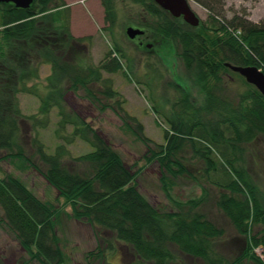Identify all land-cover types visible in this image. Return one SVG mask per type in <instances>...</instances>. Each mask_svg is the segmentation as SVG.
<instances>
[{
    "label": "trees",
    "instance_id": "obj_1",
    "mask_svg": "<svg viewBox=\"0 0 264 264\" xmlns=\"http://www.w3.org/2000/svg\"><path fill=\"white\" fill-rule=\"evenodd\" d=\"M198 1L212 15L209 24L200 22L196 28L179 22L152 0H137L136 3L143 5L146 14L163 17L165 29L162 32L177 42L185 68L196 72L197 80L207 91L203 112H208L213 109L215 96L208 92V84L221 82L220 72L236 74L226 64L256 67L264 74V21L253 23L239 16L228 21L223 16L221 0ZM51 3V0H38L28 9L0 11V150L10 151L4 157L23 159L57 191L58 197L70 207L72 219L113 233L114 240L124 244V251L137 258L139 264H183L180 255L200 259L204 264H217L211 247L221 231L195 211L200 200L179 203L176 212L157 210L135 187L138 171L126 168L117 153L92 128L66 111L65 93L76 92L82 87L97 103H101L100 96L114 101L110 107L127 128L131 130V122L137 124L133 118L120 113V101L111 80L103 77L104 73L115 74L122 70L117 58L119 50L114 48L106 52L97 66L86 62V52L80 49L88 46L91 37H74L66 5L62 2L49 7ZM101 4L105 20L112 25V1L101 0ZM45 64L51 66L52 73L47 79L49 95L42 99L41 112L47 115L52 107L57 108L60 116L57 135L68 139V143L79 138L92 148L74 161L88 165L86 173L64 165L61 146L54 154H46L39 142L33 140L40 166L25 157L20 147L18 133L25 118L16 96L30 93L26 82L38 80L40 67ZM242 80L249 87L242 95L248 104H239L235 110L227 107L226 113L219 112V119L205 120L202 116L191 122L182 120L180 115L167 118L170 128L165 131L164 144L153 148L151 141L142 135L139 124L133 132L147 147L149 158L174 177L188 174L176 158L186 141L197 148L195 152L204 161L206 172L220 168L225 179L222 187L236 197L222 195L218 206L241 236L246 238L248 234L242 255L228 264H263L252 250L257 247L264 250V198L246 180L245 173L235 166V152L237 145L253 140L255 135L264 137V97ZM64 83H67L65 88ZM67 125L73 128L70 137L59 134ZM213 152L220 157L219 164H215ZM162 187L168 195L165 183ZM185 205L188 208L184 209ZM0 209V227L12 233L30 259L40 264H63V254L54 232L57 209L40 202L13 177L0 179ZM248 223L250 227L251 224L259 226V230L249 235ZM171 245L175 252L169 250ZM100 254L99 249L87 256ZM0 264H4L1 257Z\"/></svg>",
    "mask_w": 264,
    "mask_h": 264
},
{
    "label": "rangeland",
    "instance_id": "obj_2",
    "mask_svg": "<svg viewBox=\"0 0 264 264\" xmlns=\"http://www.w3.org/2000/svg\"><path fill=\"white\" fill-rule=\"evenodd\" d=\"M51 1L49 7L62 2L66 5L69 26L74 37H91L88 46L80 49L86 52V62L97 66L106 52L114 48L119 50L117 58L122 70L115 74L104 73L103 77L111 80L112 89L120 101V113L133 118L142 127V135L151 141V148L164 144L165 131L170 128L167 118L180 115L182 120L192 122L204 116L205 120L214 121L221 118L219 112H225L227 107L235 110L239 104H248L247 100L242 99V95L249 91L242 77L239 74L220 72L221 82L216 85L214 82L208 84V92L215 95L213 109L203 112L207 104V91H204L201 81L197 80L196 72L185 68L180 46L162 32L165 29L162 26L163 17L146 14L143 5L136 3L137 0H110L114 9L112 25L105 20L101 0ZM187 1L200 22L209 24L212 14L198 0ZM221 3L223 16L228 21L234 16L246 18L253 23L264 21V0H221ZM179 22L184 23L181 18ZM129 27L142 29L145 34L137 40H130L126 36V29ZM51 73L49 64L42 65L39 79L25 84L30 88V93H19L16 96L20 112L25 118L21 121L18 133L20 147L25 157L40 166L35 153L37 146L33 145V140L39 142L46 154H54L57 147L61 146L64 165L77 172L86 173L88 165L74 161L91 152L92 148L79 138L68 143V139L57 135L60 120L57 108L52 107L47 115L41 112L42 99L49 95L46 85ZM64 85L67 83L62 84L65 88ZM100 101L101 103L94 101L82 87L76 92L67 91L64 95L66 111L92 128L117 153L126 168L138 171L135 187L153 207L161 212H176L179 203L200 200L195 211L204 215L221 231V236L214 240L211 247L217 264H228L241 256L248 234L246 238L241 236L218 206L222 195L236 197L222 187L225 179L220 168L215 172H206L204 161L195 152L197 148H192L186 141L176 158L187 169L188 174L174 177L173 174L164 172L158 162L149 158L147 147L136 138L133 130H137V124L131 122L130 130L116 111L111 109L114 101L102 96ZM114 109L117 110L115 106ZM72 131L73 128L67 125L59 134L70 137ZM237 148L235 166L245 173L246 180L264 198V137L257 134L253 140L242 142ZM9 153L7 149L0 150V179H18L36 199L59 211L54 232L63 254V264H139L137 258L132 257L127 250L124 251V244L114 240L113 233L72 219L69 216L70 207L58 197L57 191L23 159H6L4 156ZM211 156L215 164H219L220 157L214 152ZM161 177H164L163 180ZM162 183L167 186L168 195L165 194ZM186 208L188 206L185 205L184 209ZM248 226L249 235L250 232L255 234L260 228L254 224L250 227L249 223ZM99 249L100 256H87ZM257 249L259 247L252 252L263 263L255 252ZM169 250L175 252V247L171 245ZM0 257L4 264H40L30 259L12 233L4 227H0ZM180 257L183 264H204L200 259L182 255Z\"/></svg>",
    "mask_w": 264,
    "mask_h": 264
},
{
    "label": "water",
    "instance_id": "obj_3",
    "mask_svg": "<svg viewBox=\"0 0 264 264\" xmlns=\"http://www.w3.org/2000/svg\"><path fill=\"white\" fill-rule=\"evenodd\" d=\"M35 0H0V3H12L17 9H28ZM152 2L163 11L169 13L173 18H181L190 27L196 28L200 24L197 15L191 9L187 0H152ZM143 31L129 27L126 36L133 40ZM232 72L239 74L246 83L253 86L264 97V74L256 67H241L226 64Z\"/></svg>",
    "mask_w": 264,
    "mask_h": 264
},
{
    "label": "flooded vegetation",
    "instance_id": "obj_4",
    "mask_svg": "<svg viewBox=\"0 0 264 264\" xmlns=\"http://www.w3.org/2000/svg\"><path fill=\"white\" fill-rule=\"evenodd\" d=\"M37 1L38 0H35L33 3L37 2ZM9 8H16V7L12 3H0V9L4 10V9H9ZM178 19H180V18H178ZM131 28H133V27H131ZM133 29H137V30L143 31V34L140 35V36H136L133 39V41L139 39L140 37H142L145 34L144 30H142V29H139V28H133Z\"/></svg>",
    "mask_w": 264,
    "mask_h": 264
},
{
    "label": "built area",
    "instance_id": "obj_5",
    "mask_svg": "<svg viewBox=\"0 0 264 264\" xmlns=\"http://www.w3.org/2000/svg\"><path fill=\"white\" fill-rule=\"evenodd\" d=\"M256 253H258L257 255L260 257V259L264 262V250L262 248L259 247V249L255 250Z\"/></svg>",
    "mask_w": 264,
    "mask_h": 264
}]
</instances>
